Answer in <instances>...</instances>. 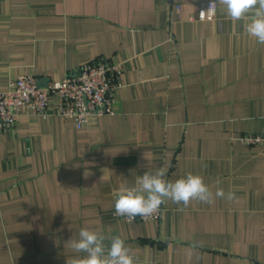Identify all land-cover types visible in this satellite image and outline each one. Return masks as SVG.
<instances>
[{
  "label": "crops",
  "instance_id": "crops-1",
  "mask_svg": "<svg viewBox=\"0 0 264 264\" xmlns=\"http://www.w3.org/2000/svg\"><path fill=\"white\" fill-rule=\"evenodd\" d=\"M208 1L0 0V91L123 66L112 114L78 127L52 104L0 131V264H70L82 228L121 237L136 264H264V146L241 140L264 133V45L220 0L199 20ZM166 161V179L199 174L235 199L115 216L116 192Z\"/></svg>",
  "mask_w": 264,
  "mask_h": 264
},
{
  "label": "clouds",
  "instance_id": "clouds-1",
  "mask_svg": "<svg viewBox=\"0 0 264 264\" xmlns=\"http://www.w3.org/2000/svg\"><path fill=\"white\" fill-rule=\"evenodd\" d=\"M220 3L233 21H245L244 30L250 38L264 45V0H220ZM170 167V162L166 161L155 171L149 168L138 177L135 186L117 191L115 215L132 222L137 216L145 218L159 213L166 200L186 208L194 200L211 204L214 196L235 199L233 192L225 193L222 188H217L213 193L199 174L188 173L185 177L170 181L166 179ZM106 239L102 232L82 228L78 239L72 238L66 243L75 252L84 254L74 258L70 264H136L124 239L113 236L107 245ZM198 246L202 245L194 244V247Z\"/></svg>",
  "mask_w": 264,
  "mask_h": 264
},
{
  "label": "built area",
  "instance_id": "built-area-1",
  "mask_svg": "<svg viewBox=\"0 0 264 264\" xmlns=\"http://www.w3.org/2000/svg\"><path fill=\"white\" fill-rule=\"evenodd\" d=\"M217 7V1L206 2L198 19H214ZM177 9H180L179 5ZM122 71V64L102 58L82 65L77 75L50 81L45 86L39 84L35 75L18 76L10 80L7 90L0 91V131H15L21 115H51L49 107L52 104L55 115L73 120L78 127L93 117L112 114L122 86ZM241 140L246 144L264 146V133H246ZM163 211L162 204L159 213L145 218L137 216L135 220H159ZM117 217L127 221L126 217Z\"/></svg>",
  "mask_w": 264,
  "mask_h": 264
},
{
  "label": "water",
  "instance_id": "water-1",
  "mask_svg": "<svg viewBox=\"0 0 264 264\" xmlns=\"http://www.w3.org/2000/svg\"><path fill=\"white\" fill-rule=\"evenodd\" d=\"M39 84L41 85V86H45L46 84L45 83H43V82H39Z\"/></svg>",
  "mask_w": 264,
  "mask_h": 264
}]
</instances>
